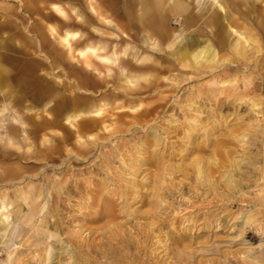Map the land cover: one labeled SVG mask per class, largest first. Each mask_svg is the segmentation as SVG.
Returning <instances> with one entry per match:
<instances>
[{"label": "bare ground", "instance_id": "6f19581e", "mask_svg": "<svg viewBox=\"0 0 264 264\" xmlns=\"http://www.w3.org/2000/svg\"><path fill=\"white\" fill-rule=\"evenodd\" d=\"M257 2L264 8V0H0V159L42 161L59 147L72 153L66 148L69 139L87 148L101 132L104 139L123 131L127 121L116 118V110L137 112L143 94L157 92L163 81H185L189 74L221 72L211 79L216 87L203 90V96L215 98L225 92L224 84L230 86L226 96L247 102L257 122L251 127L260 129L264 96L259 88L249 89L264 68L258 37L264 11L256 10ZM61 65L66 79L58 74ZM110 76L112 82L99 83ZM143 87L150 91L135 93ZM188 120L191 133L204 130L197 118ZM151 134L161 139L156 130ZM246 135L239 137L244 143ZM223 153L228 156L227 149ZM241 162L254 165L259 156L244 152L229 163L223 174L226 193L241 191L244 181L257 189L255 209L241 213L244 223H255L264 234V164L255 167L260 174L254 179H244L245 172L235 178ZM137 163L141 167L144 160ZM210 163L217 164L214 152L189 162L197 180L215 189ZM43 169L28 173L18 163L0 164V264H49L52 250L58 264H114L107 253L102 260L69 238L73 233L64 231L58 196L64 180ZM164 175L158 169L145 180L152 182L155 213L163 202ZM126 187L135 191L128 181ZM251 256L241 264H264V249Z\"/></svg>", "mask_w": 264, "mask_h": 264}, {"label": "rangeland", "instance_id": "374dc122", "mask_svg": "<svg viewBox=\"0 0 264 264\" xmlns=\"http://www.w3.org/2000/svg\"><path fill=\"white\" fill-rule=\"evenodd\" d=\"M256 10L263 12V5L257 2ZM172 26L176 24L172 22ZM258 37L264 45V30ZM247 62L252 69L253 62ZM61 66L63 70L57 69L58 74L66 79L63 72L67 68ZM260 72H256L249 89L259 88L264 96V68ZM219 73L206 77L189 74V79L180 83L163 81L164 86L157 92L147 93L149 87L136 90V94H148L139 99L142 106L137 112L132 113L128 107L116 110V118L127 121L123 131L104 139L101 132L102 138L87 148H78L69 139L66 148L72 153L59 147L42 161L13 158L0 159V164L18 163L22 172L28 173L44 168L47 176L64 180L58 194L64 231L73 233L69 238L78 249L102 260L107 253V261L114 264H241L264 249L262 230L255 223H244L241 213L255 209L252 200L257 189L244 181L241 191L226 193L223 174L229 163L245 152L257 154L259 162H241V173L235 171L234 177L244 172V179L259 176L260 170L255 167L264 164V123L259 122L261 130L251 127L257 122L248 103L228 98L230 86L226 84L225 92L217 97L203 96V90L216 87L211 79L215 80ZM106 79L99 83L103 86L112 82L113 76ZM100 91L103 90L96 94ZM188 117L197 118L204 130L191 133L193 123ZM155 130L161 138L158 141L151 134ZM56 131L66 133L60 128ZM243 133L247 134L245 143L239 139ZM212 152L217 164L210 163L208 170L215 180V189L197 180L189 164L196 157L209 158ZM138 158L144 160L141 167ZM158 169L164 170L165 175L159 196L163 202L155 213L150 210L155 202L150 190L152 182L145 180H152ZM127 181L135 191L126 187ZM4 185L12 189L11 185ZM111 222L115 225L109 230ZM55 251L50 253L49 264H58Z\"/></svg>", "mask_w": 264, "mask_h": 264}]
</instances>
